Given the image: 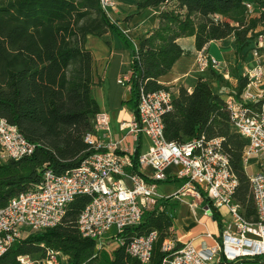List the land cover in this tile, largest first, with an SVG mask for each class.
I'll return each mask as SVG.
<instances>
[{
    "label": "trees",
    "instance_id": "obj_1",
    "mask_svg": "<svg viewBox=\"0 0 264 264\" xmlns=\"http://www.w3.org/2000/svg\"><path fill=\"white\" fill-rule=\"evenodd\" d=\"M145 9H158L157 27L131 54L130 98L125 103L133 115L140 89L170 90L158 80L180 57L189 54L178 44L179 39L193 38L195 52L210 42L232 39L240 65L252 45L257 56L264 57V0H142L135 5V14ZM118 30L100 0H0V117L36 147L30 157L0 161V209L17 194L31 192L45 167L62 174L94 154L84 137L94 133L99 108L93 88L99 83L94 79L85 39L107 32L123 36ZM234 70L229 71L236 81L234 87L220 73L210 69V74L228 91L227 97L242 101L249 80ZM171 93V109L162 117L165 140L181 144L201 136L222 139V153L237 179L233 203L245 219L255 220L253 196L241 163L245 142L230 127L225 99L205 80H198L191 92L179 87ZM261 102L248 106L256 111ZM130 157L132 171L137 172L138 147ZM201 198L219 223L218 212L204 195ZM90 202L89 196L76 197L59 225L14 241L0 257V264H20V257L36 254L43 259L47 251L66 258L64 264H142L128 254L125 245L108 252L98 249L95 240L80 235L77 219ZM171 227V216L154 209L145 211L140 224L125 228L121 236L128 240L155 232L148 264H161L166 255L162 244ZM181 247L177 243L173 251ZM218 264H264V259Z\"/></svg>",
    "mask_w": 264,
    "mask_h": 264
},
{
    "label": "built area",
    "instance_id": "obj_2",
    "mask_svg": "<svg viewBox=\"0 0 264 264\" xmlns=\"http://www.w3.org/2000/svg\"><path fill=\"white\" fill-rule=\"evenodd\" d=\"M100 6L112 19L107 8L114 7L113 0H100ZM246 8L251 10L250 5ZM252 54L258 62L243 71L242 76L249 80L246 89L264 85V68L259 61L264 57L257 56L254 50ZM195 63L199 72L209 68L220 72L218 61L203 49L196 52ZM128 81L129 74L120 77L117 83L128 86ZM259 99L262 102L255 111L248 106L254 97L246 90L242 101L232 96L225 98L230 127L245 142L241 160L244 171L247 166L256 170L253 174L246 172L256 210L255 220L245 219L239 206L233 203L237 179L227 156L222 153V139L207 140L201 136L181 144L167 142L162 117L171 109V91L140 89L136 115L129 122L119 124L121 131L144 135L149 141L148 150L137 159V172L132 171L130 155L119 151L123 139H108L110 118L107 113L99 112L93 121L94 133L84 137L94 154L62 174L45 167L40 183L31 192L17 194L0 209V257L14 241L59 225L75 198L86 195L91 197V202L77 219L80 235L95 240L98 249H104L106 242L114 248L125 245L130 256L148 264L157 234L132 236L128 240L121 235L125 228L139 225L145 211H162L158 206L156 186L173 178L181 180V189L191 190L196 198L204 195L210 207L218 212L222 227L219 240L200 249L186 242L173 251L174 241L167 237L162 244L166 255L161 264H218L264 259V91H260ZM35 149L15 126L0 117L2 162L30 157ZM252 157L258 159L249 164ZM189 206L194 208V204ZM204 214L212 216L207 205ZM59 258V253L47 251L41 264H62ZM18 260L20 264H31L28 257Z\"/></svg>",
    "mask_w": 264,
    "mask_h": 264
},
{
    "label": "crops",
    "instance_id": "obj_3",
    "mask_svg": "<svg viewBox=\"0 0 264 264\" xmlns=\"http://www.w3.org/2000/svg\"><path fill=\"white\" fill-rule=\"evenodd\" d=\"M140 1L142 0H113V5H115L113 10L115 7L117 9L114 22L123 36L117 32H107L100 37L88 35L85 39V48L90 51L93 59L94 79L99 83L93 88V97L99 112L107 113L110 118L108 139L122 138L119 151L129 155L137 147L139 155L147 151L149 147V141L144 135L135 136L119 128L120 123L129 122L132 119L133 112L125 103L130 98L129 86H122L117 83V80L129 74L132 51L136 50L140 41L157 27L158 9H145L135 14V5ZM178 44L189 54L180 57L170 72L159 78L158 82L175 93L179 87L191 92L198 80H205L214 93H219L225 99L228 91L217 85L210 74V69L204 72L197 71L196 52L193 48L194 39H179ZM234 48L232 39L210 42L203 47L208 56L218 61L219 73L232 87L236 85V81L230 78L229 68H235V74L242 76L244 69H251L258 62L253 57L254 46L252 45L246 53L244 62L241 65L237 64ZM259 61L264 68V58ZM246 91L254 97L252 100L254 102L259 99L260 91H264V85L259 88L251 86ZM177 185L179 186L175 188ZM181 186V180L173 178L158 183L156 186L159 196L158 206L172 219L168 238L174 241V246L177 243L183 245L186 242H191L197 249L214 245L219 240L222 227L220 216L218 223L212 216L204 214L206 203L201 198H196L191 190H182ZM190 204H194L193 209L189 206ZM59 260L65 263L66 258L62 257ZM30 263L32 264L31 261Z\"/></svg>",
    "mask_w": 264,
    "mask_h": 264
},
{
    "label": "rangeland",
    "instance_id": "obj_4",
    "mask_svg": "<svg viewBox=\"0 0 264 264\" xmlns=\"http://www.w3.org/2000/svg\"><path fill=\"white\" fill-rule=\"evenodd\" d=\"M115 6V5H114ZM116 7H115V9L113 10V8H107V11L109 12V16L112 18L111 20L112 21H116L115 19H114V14H115V12H116ZM210 69V68H209ZM208 69V70H209ZM230 69L231 68H229V71H230ZM208 70H206V71H208ZM257 100H259V99H257ZM146 151H144V153H145ZM258 159V157H252L251 159H250V162H249V164H252V163H254L256 160ZM262 160H264V158H262ZM1 162H2V160H0ZM246 170H247V173L248 174H253L256 170H254V168L253 167H251V166H247V168H246ZM179 185H177L175 188H177ZM105 249L108 251V252H110V251H112L113 249H114V247L112 246V245H109L108 244V242H106L105 243ZM41 260H42V258L40 257V255L39 254H36V255H33V256H31V262H32V264H39L40 262H41ZM61 263L62 264H64V261H61Z\"/></svg>",
    "mask_w": 264,
    "mask_h": 264
}]
</instances>
